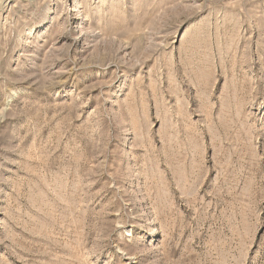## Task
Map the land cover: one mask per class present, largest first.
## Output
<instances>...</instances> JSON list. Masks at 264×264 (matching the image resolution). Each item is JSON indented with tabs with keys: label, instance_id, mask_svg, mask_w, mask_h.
Masks as SVG:
<instances>
[{
	"label": "rangeland",
	"instance_id": "374dc122",
	"mask_svg": "<svg viewBox=\"0 0 264 264\" xmlns=\"http://www.w3.org/2000/svg\"><path fill=\"white\" fill-rule=\"evenodd\" d=\"M0 264H264V0H0Z\"/></svg>",
	"mask_w": 264,
	"mask_h": 264
}]
</instances>
